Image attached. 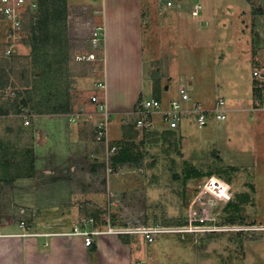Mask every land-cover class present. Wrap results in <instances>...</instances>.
Instances as JSON below:
<instances>
[{"label":"rangeland","instance_id":"374dc122","mask_svg":"<svg viewBox=\"0 0 264 264\" xmlns=\"http://www.w3.org/2000/svg\"><path fill=\"white\" fill-rule=\"evenodd\" d=\"M240 1L248 7L252 0ZM228 8L233 20L226 23L217 10L219 19L208 38L202 34L185 38L176 11L148 0L143 32L149 67L143 97H155V85L157 97L167 102L178 96L183 85L190 97L206 108L234 94L250 99L252 111L263 105L262 97L255 103L253 90L260 83L251 70L262 56L260 52L264 53V13L253 14L250 8L253 29L247 24L248 15L243 18L237 13L241 4L230 2ZM79 16H83L80 6L41 0L25 38L16 43L10 55L0 53V74L24 83L21 76L25 72L31 90L30 107L26 108L31 123L22 125V117L0 123V202L7 199L2 195L8 194L13 177L33 170V150L23 141L36 115H65L68 119L78 113L77 137L82 148L73 163L80 174L82 192L90 191L89 195L84 193L83 201L76 197L83 211L98 214L102 210L101 218L106 210L116 227L193 226L191 230L159 232L152 242L135 237L133 242L145 264L148 256V264H264V230L259 228L264 225L263 119L250 122L248 113H227L223 121L210 120L202 129L185 120L178 131L157 135L139 132L124 138L122 126L129 125L122 122V115H114L109 136L118 147V155L108 171L101 159L93 158L98 149L84 124L86 115L96 111L91 95L104 93L96 85L103 81V64L79 59L89 51L87 32L79 31L82 24L85 26L84 18ZM232 102L238 104L235 99ZM133 118L129 116L130 122ZM55 119L38 121V132L59 129ZM223 126L227 129L221 146L222 136H216V129ZM49 139L54 141L52 132ZM90 195L91 199H86ZM201 218L199 228L195 225L201 224Z\"/></svg>","mask_w":264,"mask_h":264},{"label":"crops","instance_id":"0c3cea01","mask_svg":"<svg viewBox=\"0 0 264 264\" xmlns=\"http://www.w3.org/2000/svg\"><path fill=\"white\" fill-rule=\"evenodd\" d=\"M61 1L67 6L81 7L83 16L79 18H84L82 21L85 26L82 24L79 31H86L87 37L93 27H102L101 49H97L95 53L102 56L106 107L115 115L129 112L138 96H142L148 79L146 73L149 64L144 57L143 32L148 0ZM191 1L182 0L180 8H167L162 5V8L174 13L176 11L175 14L181 17L183 28L180 32L185 38L199 34H202L204 39L208 38L209 30L219 19L217 10L225 17L226 23L232 21L233 14L228 8L230 2L241 4L242 8L238 9L237 13L243 18L248 15L247 24H251L253 28V16L248 0V3L244 0L248 7L240 0H223L222 3L220 0H203L199 17L190 14ZM154 2L159 5L157 0ZM4 29V24L0 22V53L4 44ZM252 38L254 46V35ZM260 53L262 56L256 62L264 59L263 51ZM191 83L190 80L188 84ZM253 97L251 94L252 99ZM222 98L225 100V114L248 113V120L258 118L264 121V103L252 111L253 103L240 94ZM234 99L238 104L232 102ZM36 116L35 124L23 141L26 147L29 145L33 150V170L29 175L13 177L8 186V194L2 195L7 199L0 202V264H133L137 261L145 264L133 242L138 236L144 240L140 234H105L94 244L85 246L81 237L65 233L70 231L78 215L85 212L79 205L82 202L76 201V197L83 201L84 195H89L90 192H82L78 181L81 180L80 174L76 172L73 163L82 148L77 137L78 120L72 121L68 116L66 119L65 115ZM48 117H56L59 129L49 130L47 134L38 132L36 123L39 124L41 119ZM13 118L11 114L0 115V123H4L6 119L8 123L13 122ZM250 122L249 124H253ZM224 128L227 129L225 126L216 129V136H222L221 146L225 143ZM51 132L53 142L49 139ZM36 136L48 141H39ZM89 198L91 199V195L86 196V199ZM20 222H23V225H20ZM150 259V256L145 259L146 264Z\"/></svg>","mask_w":264,"mask_h":264},{"label":"built area","instance_id":"2783aa9c","mask_svg":"<svg viewBox=\"0 0 264 264\" xmlns=\"http://www.w3.org/2000/svg\"><path fill=\"white\" fill-rule=\"evenodd\" d=\"M264 3V0H261ZM158 4L165 7L182 6V0H157ZM39 0H0V22L4 24L6 28V40L4 46L1 49V53L4 56L12 53L15 45L19 40L25 38V32L34 18V14L38 9ZM202 4L200 0H192L190 2V14L193 17H199L201 14ZM103 39L102 27H93L90 35L87 37L85 43L89 48L86 51V55L78 56L81 60L101 61L102 56L95 53L97 49H101V41ZM100 53V51H99ZM251 76L260 83V86H256L260 91L259 95H256V104L258 99L262 97L264 101V59L258 61L251 70ZM97 87L105 90V83L102 80L97 81ZM4 94H12L11 91H3ZM91 103L96 106L94 113H88L87 119L84 121L87 126L86 132L90 137L95 148L98 149L94 152L93 158L101 159L106 165L108 171L111 169L108 167L113 161L118 152V147L110 142L109 137V124L113 114L107 109L105 103V92L103 94H92ZM225 100L223 98L215 101L214 105L210 108H206L198 100H194L190 97L188 90L185 86L181 85L178 88V96L171 98L167 102H163L156 97H143L141 96L136 101L133 108L122 115V122L132 125L135 128L143 132H164L167 130L178 131L181 128L182 123L185 120H190L195 124V127L200 129L205 127L210 120L216 122L224 120L225 118ZM256 108H260V105H256ZM29 110H24L23 113L11 117H22L21 123L28 125L30 122L28 114ZM71 115V120L76 121L79 114L74 113ZM133 115V121L130 122L129 116ZM162 122L164 125L159 124ZM83 124V125H84ZM215 194V193H214ZM107 212L105 216L106 222L100 224L96 222L95 218L91 214L81 213L78 215L75 223L70 231L65 232L68 235L79 236L83 239L85 246L94 244L101 235L105 234H140L147 242H152L155 236L159 232L164 231H185L191 230L193 226H158V225H138L137 227L126 228L116 227L112 223V220ZM198 221L201 224H196L197 227H202L203 219ZM23 225V222H20ZM260 230H264V225H260ZM219 229V228H218ZM133 264H141V261H137Z\"/></svg>","mask_w":264,"mask_h":264},{"label":"trees","instance_id":"16d2710c","mask_svg":"<svg viewBox=\"0 0 264 264\" xmlns=\"http://www.w3.org/2000/svg\"><path fill=\"white\" fill-rule=\"evenodd\" d=\"M250 6H251V11L253 14H261L264 13V4H259L257 2V0H252L249 2ZM3 74V73H2ZM5 78L3 77V75L0 74V115H9V114H21L23 113V111L30 107V103H31V90L29 88V79L27 78V75L25 74V72H23V75L21 76L22 80H24V83L21 82H17L14 80H11L9 77H7V75H4ZM154 85V84H153ZM8 88H13V93L12 94H4L2 90L8 89ZM154 96L156 98L158 93H157V88L154 85ZM253 94L254 95H259L260 91L258 88H254L253 90ZM141 97V95L138 96L137 101L139 100V98ZM59 112H63L62 108H58ZM9 129H11V127H9ZM122 133L124 138H133L136 135L139 134V132H143L141 130L136 129L134 126L132 125H123L122 126ZM83 129H81L80 132V137H83ZM145 133V132H144ZM151 134L157 133L161 134L163 132H150ZM30 174V173H29ZM29 174H25V175H21V176H26ZM105 211V210H103ZM89 214L91 212L88 211ZM98 212H102V210H98ZM86 213V212H85ZM99 213L96 214L94 212H91V215H93V217L95 218L96 222L100 223V224H104L106 222L105 220V216L107 215L106 212H103L102 217H98ZM88 214V213H86Z\"/></svg>","mask_w":264,"mask_h":264},{"label":"clouds","instance_id":"9594fccd","mask_svg":"<svg viewBox=\"0 0 264 264\" xmlns=\"http://www.w3.org/2000/svg\"><path fill=\"white\" fill-rule=\"evenodd\" d=\"M255 96V95H254Z\"/></svg>","mask_w":264,"mask_h":264}]
</instances>
